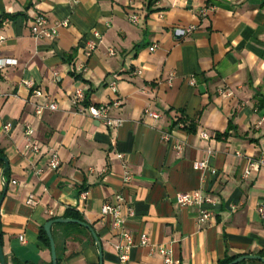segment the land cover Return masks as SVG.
Here are the masks:
<instances>
[{
    "label": "crops",
    "instance_id": "crops-1",
    "mask_svg": "<svg viewBox=\"0 0 264 264\" xmlns=\"http://www.w3.org/2000/svg\"><path fill=\"white\" fill-rule=\"evenodd\" d=\"M209 3L213 11L201 16L206 0H0V60L11 61L0 70V152L8 161L3 177L0 168V197L8 181L0 205L5 264H52L40 231L50 220L70 219L67 210L98 236L102 264H162L156 251L140 246L141 235L170 249L173 264L264 258L258 213L264 169L242 176L247 159L264 153V0ZM38 14L50 26L65 20L68 26L54 39L35 40L29 27ZM189 27L194 30L185 32ZM89 42L96 49L85 58ZM28 81L32 88L23 85ZM35 89L43 96L32 97ZM76 90L84 93L80 104ZM45 103L57 110L37 116L35 106ZM104 104L109 118L123 120L120 127L109 130L85 111ZM147 109L159 118H148ZM25 124L38 154L26 149ZM52 152L57 170L48 167ZM205 160L207 170H194ZM193 192L214 205L177 204V194ZM117 195L133 211L124 224L133 247L123 263L113 219L101 214ZM200 209L211 213L203 224ZM51 235L57 264H98L87 229L53 224Z\"/></svg>",
    "mask_w": 264,
    "mask_h": 264
},
{
    "label": "built area",
    "instance_id": "built-area-1",
    "mask_svg": "<svg viewBox=\"0 0 264 264\" xmlns=\"http://www.w3.org/2000/svg\"><path fill=\"white\" fill-rule=\"evenodd\" d=\"M210 0H206V5L202 7L200 10L201 16H206L209 12L213 11V5L209 3ZM130 22L133 24H136L138 22V17L133 15L130 17ZM68 21L65 20L59 24L49 25L47 19L42 15L38 14L36 15L33 20L31 21L29 31L30 35L35 40L40 39H54L58 35V29L60 27H67ZM193 27H189L185 30V32L189 33L193 31ZM182 30H175L176 35H182L185 33ZM5 38L0 33V45L4 42ZM96 49V43L89 42L87 46L84 49V56L85 58L90 57V55L94 52ZM154 46L151 47L149 50L152 52L154 51ZM110 56H114L115 52L110 50L109 51ZM11 63L10 60H0V70L5 67L6 65H9ZM193 84V82H192ZM23 85L26 88H32L33 84L32 82H24ZM110 88L112 91H115V86L110 85ZM43 94L41 90L35 89L32 91V97L34 98H40ZM73 99L75 103L80 104L85 100L84 93L82 90H76L73 94ZM113 107L119 106L118 101H114L111 104ZM45 110L49 111H56L57 106L54 103H45L42 105H36L35 106V114L37 116H40ZM108 110H109V104L99 105V106H89L85 111L86 113L93 119L98 120L102 122L107 129L113 130L118 127H120L123 124V120L121 119H111L108 117ZM80 112H84V110H80ZM145 115L148 118L152 119H158L159 114L152 111V110H145ZM261 121H264V118L261 119ZM10 128L9 125H6L4 127L5 131H7ZM33 129L28 125H24V136L26 138V149L31 150L33 153L38 154L39 148L37 145H35L31 138L33 137ZM201 137L203 139H208V135L206 133H202ZM162 141L166 142L169 139V136L164 134L162 135ZM180 150V147H178ZM237 156H241L240 154H237ZM118 158L121 159L122 156L118 155ZM48 167L50 170H57L60 167V160L56 153L52 152L49 157L48 161ZM193 168L196 171H204L208 169L207 161H199L195 162L193 164ZM260 169H264V153L261 154L257 158H248L246 167L243 171V178L247 179L249 178L254 172H258ZM212 173H214V170H211ZM130 177L127 174L125 177V181H129ZM177 204L180 207H189V206H197L201 207L204 204L208 205H214V201L211 198H208L201 194L200 192H193V193H184V194H177L175 198ZM122 210H124L126 217L124 218L122 216ZM259 215L264 218V206H260L258 208ZM101 214L102 216H110L113 219L112 222V229L117 232V234L121 238V243L117 244L115 246V251L117 253V257L119 259V262L123 263L126 262L129 258V252L131 248L133 247V239L132 235L128 233L125 228V219L131 217L133 215V211L131 207H129L124 198L121 195H117L115 197V203L110 204H104L101 208ZM211 217V213L208 210L200 209L197 217L198 224H203L206 221H208ZM139 244L141 247H151L154 251H156L161 257H162V264H173L172 259V251L168 248L162 247V246H152L149 242V239L146 235H141L139 239Z\"/></svg>",
    "mask_w": 264,
    "mask_h": 264
},
{
    "label": "water",
    "instance_id": "water-1",
    "mask_svg": "<svg viewBox=\"0 0 264 264\" xmlns=\"http://www.w3.org/2000/svg\"><path fill=\"white\" fill-rule=\"evenodd\" d=\"M0 162H3V164H4V169L2 171V177H3L4 172L8 169V161L6 158L0 157ZM3 183H4V189H3V192H2L1 197H0V205H1V202L4 198V196H5L8 181L4 180ZM63 223L77 224V225L87 229L90 232V234H91V236H92V238H93V240L97 246V249H98V264H102V249H101L99 238L96 235V233L94 232V230L88 224H85V223L80 222L78 220L62 219V218L50 220L43 226V230H44V232H45V234L49 240V248H50V253H51V263L57 264L55 245H54V241H53V238L51 235V226L53 224H63ZM246 260L259 261L262 264H264V258H262L261 256H258V255L240 256V257L236 258L235 260H233L232 262H230L229 264H239V263L246 261ZM0 264H5L1 240H0Z\"/></svg>",
    "mask_w": 264,
    "mask_h": 264
},
{
    "label": "trees",
    "instance_id": "trees-1",
    "mask_svg": "<svg viewBox=\"0 0 264 264\" xmlns=\"http://www.w3.org/2000/svg\"><path fill=\"white\" fill-rule=\"evenodd\" d=\"M152 3V0H149V4ZM13 18V17H12ZM0 24H1V21H0ZM225 135V133H224ZM0 157H3L1 156V152H0ZM4 166L3 162H0V168ZM8 171V169L4 172V174ZM65 217L66 218H70V219H73V220H78V221H82L81 217L79 216V214L75 211H72V210H67L66 213H65ZM40 239H42L48 246H49V240L44 232V230L42 229L40 231ZM0 240H1V231H0ZM239 256L237 257H230V258H225L222 262H220L219 264H229L230 262H232L233 260H235L236 258H238Z\"/></svg>",
    "mask_w": 264,
    "mask_h": 264
}]
</instances>
